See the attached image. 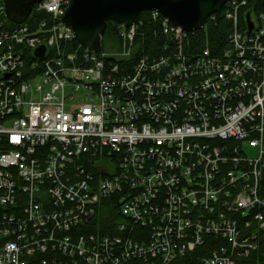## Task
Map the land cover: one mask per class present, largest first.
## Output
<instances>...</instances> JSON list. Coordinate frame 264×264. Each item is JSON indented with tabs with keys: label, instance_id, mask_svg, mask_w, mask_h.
Wrapping results in <instances>:
<instances>
[{
	"label": "built area",
	"instance_id": "2783aa9c",
	"mask_svg": "<svg viewBox=\"0 0 264 264\" xmlns=\"http://www.w3.org/2000/svg\"><path fill=\"white\" fill-rule=\"evenodd\" d=\"M68 3L10 25L0 0V264H170L209 236L199 264H264V11L248 34L228 0L218 51L157 10L93 51ZM105 198L120 219L96 234Z\"/></svg>",
	"mask_w": 264,
	"mask_h": 264
},
{
	"label": "water",
	"instance_id": "95a60500",
	"mask_svg": "<svg viewBox=\"0 0 264 264\" xmlns=\"http://www.w3.org/2000/svg\"><path fill=\"white\" fill-rule=\"evenodd\" d=\"M8 21L21 24L29 17L39 0H2ZM228 0H69L62 21L67 24L77 42L84 48L98 51L108 20L125 26L137 23L146 10H157L172 23L186 31L202 29L209 15L220 10ZM264 8V0H260ZM245 32L250 34L259 22L254 5L242 13ZM45 46L39 45L34 54L44 55Z\"/></svg>",
	"mask_w": 264,
	"mask_h": 264
},
{
	"label": "trees",
	"instance_id": "16d2710c",
	"mask_svg": "<svg viewBox=\"0 0 264 264\" xmlns=\"http://www.w3.org/2000/svg\"><path fill=\"white\" fill-rule=\"evenodd\" d=\"M246 2L247 8L251 5H254L255 13L258 11H264L260 0H246ZM223 10H220L216 13L215 22H209L208 19L205 28L198 29L194 32L195 36L191 37L190 39L192 46L201 48L208 46L212 51H218L222 47L225 42V37L230 29L229 21L223 17ZM144 16L145 12L143 14V17ZM9 24L13 25L10 22ZM117 24L118 23L114 20L107 21L106 29L102 36L101 42L106 38L107 40H110L111 43H113V47H115L114 45H117L119 43L118 36L116 34ZM144 33L145 34L142 44L144 46L145 51H149L150 44L153 41L158 43V38L154 37L150 25H146L144 27ZM71 45L73 49H81L75 38L72 40ZM111 49L112 48H110L109 50ZM119 219L120 216L116 204L114 203V199H102L99 205V209L97 210L96 218L93 219L92 231L96 234H112L114 232V223ZM216 244L217 241L214 237H206L204 245L197 247L194 252L187 253L183 256L175 258L170 264H199L200 258L206 256L209 253L210 249ZM262 252L263 250H260L257 253H254V255H252L248 260H240L237 264H247V262H249L250 259L255 258V256H257L258 258H262Z\"/></svg>",
	"mask_w": 264,
	"mask_h": 264
},
{
	"label": "rangeland",
	"instance_id": "374dc122",
	"mask_svg": "<svg viewBox=\"0 0 264 264\" xmlns=\"http://www.w3.org/2000/svg\"><path fill=\"white\" fill-rule=\"evenodd\" d=\"M105 37H106V35H105ZM115 47H116V45H114ZM101 48L102 49H110V48H114L113 47V43H111V41L110 40H107L106 38L101 42ZM81 93H82V91L80 90V91H76L74 94H75V97H74V101H78L80 98H81ZM196 250V248L193 250V251H190V252H188V253H191V252H194ZM187 254V253H186ZM185 255V254H184ZM181 256H183V255H181ZM252 256V255H251ZM251 256H249V257H246V258H243V259H249ZM243 259H240V260H243ZM239 260V261H240ZM254 260H256L255 258H252V259H250L249 260V262H247V264H256V261H255V263H254Z\"/></svg>",
	"mask_w": 264,
	"mask_h": 264
}]
</instances>
